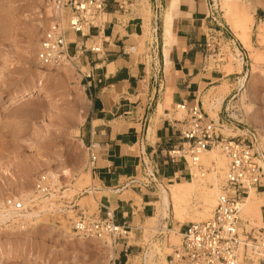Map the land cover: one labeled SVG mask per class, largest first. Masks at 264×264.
<instances>
[{
    "label": "rangeland",
    "instance_id": "374dc122",
    "mask_svg": "<svg viewBox=\"0 0 264 264\" xmlns=\"http://www.w3.org/2000/svg\"><path fill=\"white\" fill-rule=\"evenodd\" d=\"M256 1L249 9V19H252V22L249 20L250 23L246 20L242 22L244 19L240 16L239 9L228 13L216 1L211 2L214 13L209 20L211 29L221 36L225 57L217 66L220 58L210 53L208 67L210 70L217 68L224 79L219 83L221 85L218 90L208 93L204 100L206 104L213 103L216 98H222L223 101L234 90L235 97H230L223 109H218L219 121L209 117L224 126L223 134L226 137L255 133L258 140L257 149L260 144L264 148V38L259 37V31L264 29V0ZM51 19L47 6L40 0H0V208L3 216L7 217V221L0 223V264H114L116 251L120 249L123 241L130 245L146 247L145 253L160 248L162 252L157 263L168 264L167 257L173 250L168 254L163 251L167 235L152 240L143 236L142 230H139L131 233L130 239H123L117 244L108 238L102 240L103 242L95 239L81 240L76 237L72 228L74 215L67 211L53 214L44 212L48 214L43 213L44 216L40 220L31 221L26 211L18 212L14 209L13 203L23 199L24 195H29L41 175L58 176V181L61 179L65 190L77 187L76 193L65 195L75 196L74 201L91 215L98 214L102 202L101 194L95 191L99 187L96 181L86 184L78 180L81 173L89 172L92 168L90 153L81 142L80 136L81 130L86 127L89 110V99L85 93L82 76L74 65L65 67L67 69H41L39 66L40 42ZM145 19L148 25L143 36L136 38L140 46L139 54L146 51L147 40L154 33L149 26L152 15L148 14ZM238 25L243 26L242 28L247 26L241 31ZM246 28L249 30L247 34L250 36L252 49L243 46ZM240 38L244 39L243 43ZM93 45L94 43H90L88 47ZM239 58L243 59L242 66L239 64ZM78 67L86 72L80 65ZM41 70L44 73H41ZM40 78L44 81V90L48 91L52 98L35 93L34 98L10 106L11 97L27 89L36 88ZM241 83H244L245 87ZM203 109L208 115L206 106ZM79 113H82L83 118L85 116L81 124H77ZM170 115L174 119L183 118L181 114L175 116L172 109ZM75 127L80 130L78 135L73 131ZM261 154L264 155V150ZM204 165L207 169L210 168L209 165ZM213 176L214 173L209 171L203 179L201 175L197 179H202L204 185L209 188H214L218 183L219 188L224 175H219L218 178ZM138 179L142 181L141 176ZM91 191L95 193L94 196H91ZM156 191L160 192L159 189ZM85 197L89 200L85 201ZM94 197H99L97 207L91 204ZM257 197L262 200L263 208L264 193H257ZM54 200L57 205L68 206L62 199L55 197ZM214 209H211L212 213ZM262 211L264 214V208ZM190 217L191 215L186 218H197L194 215L193 218ZM188 220L182 225L173 220L170 212L169 218L163 223H166L170 230L182 233L186 225L201 222ZM170 224L172 225L169 226ZM171 238L170 245H173V236ZM181 242L182 237L173 247H180ZM20 255L28 259H14ZM40 258L43 262L34 263Z\"/></svg>",
    "mask_w": 264,
    "mask_h": 264
},
{
    "label": "crops",
    "instance_id": "0c3cea01",
    "mask_svg": "<svg viewBox=\"0 0 264 264\" xmlns=\"http://www.w3.org/2000/svg\"><path fill=\"white\" fill-rule=\"evenodd\" d=\"M212 1L181 0L173 11L174 34L166 48L164 16L171 0H109L102 32L94 33L88 43L99 45L101 52L79 60L91 75L84 81L89 110L80 136L84 147L97 145L91 174L99 186L95 190L101 194L100 210H114L116 224L127 225L130 235L156 214L161 185L191 181L186 164L169 157L181 144L170 111L177 116L176 106L183 103L199 102L205 108L204 97L218 90L224 79L217 68L209 69L206 58V43L216 31L209 21L214 16ZM148 14L154 33L139 54L136 38L143 36ZM155 33L157 49L151 47ZM71 39L75 44V37ZM233 92L223 99L221 109L235 97ZM219 119L217 111L216 122ZM146 175H153V183ZM144 250L123 241L114 264H144Z\"/></svg>",
    "mask_w": 264,
    "mask_h": 264
},
{
    "label": "built area",
    "instance_id": "2783aa9c",
    "mask_svg": "<svg viewBox=\"0 0 264 264\" xmlns=\"http://www.w3.org/2000/svg\"><path fill=\"white\" fill-rule=\"evenodd\" d=\"M40 1L51 6L54 12L40 42V65L49 69L74 65L84 83L91 75L79 69V60L89 52H101L99 45L94 43L89 48L88 43L94 33L99 35L102 32L109 0ZM71 36L75 37V44ZM154 37L156 40L151 47L157 49L156 33ZM222 46L221 36L215 31L206 43V58L209 59L210 53L215 54V57L220 58L217 66L225 57ZM175 110L183 118L174 120L181 144L169 153L172 162H184L189 176L193 175V171L205 176L212 168H206L201 155L216 151L227 160V171L219 187L213 217L186 226L181 233V246L172 247L173 253L168 256V264H264V219L258 231L249 230L241 219V204L250 192L254 189L257 193H264V167L256 151V134L248 132L237 137H226L223 134L224 126L210 119L199 102L183 103L177 105ZM87 150L90 153V165L94 166L97 145L91 144ZM146 177L149 183H153V175ZM60 180L41 175L33 191L25 199L13 203L14 209L18 212L31 210L42 199L52 196L64 199L65 188ZM72 205V228L77 238L101 241L108 238L114 244L130 238V228L116 224L114 210L106 207L100 210L99 206L98 214L91 215L77 201L73 200Z\"/></svg>",
    "mask_w": 264,
    "mask_h": 264
},
{
    "label": "bare ground",
    "instance_id": "6f19581e",
    "mask_svg": "<svg viewBox=\"0 0 264 264\" xmlns=\"http://www.w3.org/2000/svg\"><path fill=\"white\" fill-rule=\"evenodd\" d=\"M171 1H172V3L170 5V10L168 11V13H166V16H164V18L166 17L164 19L165 20L164 21L165 22V24H164V28H165L164 37H165V42H166V48H168L171 45L170 41H172L173 34H174V32L172 30V23H173V18H174L173 17V11H174L175 7L177 5H179V3L181 2V0H171ZM214 1H216L217 4H220L221 7L225 8L228 11V13H231L233 11V9H239L240 11L236 10V12L239 11L241 13L240 16L242 17V19H244V20H242V22L245 20L247 22H249V20H250L249 19V17H250L249 16V9L251 6H253L255 4L256 0H214ZM46 6L48 8L49 17L52 18L54 15L53 9L49 5H46ZM233 12H235V11H233ZM237 16L239 17V15H237ZM251 20H250V22H252ZM245 24H247V23L245 22ZM240 26L238 25L239 29L241 28L240 30L243 31V29L247 25L244 26V28H242L243 26L242 27H240ZM234 29H236V28L234 27ZM244 31H246V32H244L246 34V37L244 34H242V35H244L245 42H244L243 38L242 39L240 38L241 40H243L242 43L244 42L243 46H244V48L246 47L247 49H252L251 39H250L249 34H247V32H249V30H247V28H246ZM259 32H260L259 37L264 38V35H263L264 29H262ZM242 35H241V37H243ZM238 37H240V36H238ZM239 59H240L239 64H240V66H242L243 65V59H241V58H239ZM39 66L41 69L44 68L43 66L40 65V63H39ZM65 69H67V68H65ZM168 70H169V67H168ZM40 72L44 73V71H42V70ZM42 78H40L39 81L37 80L38 82L36 83V85H37L36 88L27 89L25 91H22L17 96L11 97L10 98V106L17 104L18 102L28 101V100L34 98L35 93H39V95H41V96L45 95V98H52L51 94L48 91L44 90V81L42 80ZM241 85L243 87H245L244 83H241ZM221 105H222V98H216L213 103L208 102L206 104L208 116L217 119V111L221 107ZM81 115H82V113H79V115L77 117V120L79 121V122H77V124L85 120L84 119L85 116L83 118V116H81ZM233 115H234V117H237L236 114H233ZM73 131L78 135L80 130L78 127H75V129H73ZM237 136H234V137H237ZM228 137H230V136H228ZM256 150L260 153L259 161H260L261 166L264 167V155L261 154V152L264 150V148L260 144L257 146ZM201 161H202V163L209 165L212 168V172L214 173V176L216 178H218L219 175L225 176V173L227 171L226 170L227 160L220 153H218L216 151L204 152L201 155ZM198 176H200V175L197 172L193 171V175L190 176L191 181L189 183H178L177 185H172V186H168V187L161 185L159 188L160 192H158L159 193L158 200L154 204L156 209H157L156 214L154 215V217L148 218V220L144 226L142 225L143 226L142 227L143 236L145 235L149 239L155 240L156 238L167 235V237H168V239L166 240L167 243H164V245H163V251L165 250L167 252V254L169 251L173 250L172 247L174 246V244L175 245L178 244L180 241V238H181V233H179L180 231L179 232L174 231V229L170 230L168 225L166 223H163L164 220L169 218L170 212H172L173 220L181 223L182 225L184 224V222H186L189 219L186 217H189L190 215H191V217L193 215L197 217L194 220L189 219L192 222H200V221L203 222V221H207L213 217V213H212L211 209L216 207V200H217V197L219 194V188L217 186L218 183L217 184L215 183L216 185L214 188H209L206 185H204V181L202 180L205 176H201L202 179H197V178H199ZM52 178L58 181V176H52ZM211 179H210V181H211ZM78 180L80 182H84L86 184H90V182H94V180L92 178L91 171L86 172V173H81ZM218 180H217V182H219ZM207 183H209V181ZM76 188H74V187L68 188L63 193L64 199H62V202L67 203L68 206L57 205L56 203H54L55 197L52 196L48 199H42L36 208H32L31 210H26L27 217L29 218V220H31V219L32 220L33 219L40 220L44 216V214L46 215L48 213L53 214V213H61V212L67 211L69 214H74L72 204H73V200H74L75 196L70 197V196L65 195V194L76 193V191H77V190H75ZM90 193H91V196L92 195L94 196V194H95V193L93 194L92 191ZM25 197L26 196L24 195L23 199H25ZM88 197H85L84 200L85 199L89 200ZM98 198L99 197H97V198L94 197L93 198L94 200L92 199L93 201L90 199L93 203H91V202H89V203H91L97 207L99 205V199ZM262 204H263L262 200H260L257 197V193L253 189L250 192L249 197H246L245 201L241 204V219L243 220V224L246 227H248L250 229L251 228L252 229L253 228L259 229L263 225V219L264 218H263L262 209L264 207L262 208ZM44 212H48V213H44ZM185 218L187 220H185ZM189 220H188V222H189ZM5 221H7V217L3 216V212L0 209V223H4ZM171 236H173V239H174V243H173V241H171L173 243V245H170ZM171 240H172V238H171ZM106 247L110 249L109 246H106ZM109 249H108V251H111ZM159 249L158 250L155 249L153 251H147L144 255V264H158L157 260L158 259L160 260V255L162 252ZM113 257L114 256L112 255L111 258L113 259ZM14 259L24 260V259H28V258L25 257L24 255H20V256L15 257ZM39 262H43V259L40 258L39 260H36L34 263H39Z\"/></svg>",
    "mask_w": 264,
    "mask_h": 264
}]
</instances>
